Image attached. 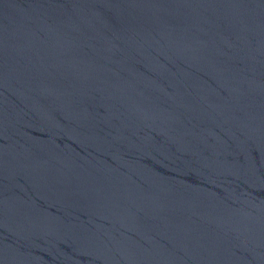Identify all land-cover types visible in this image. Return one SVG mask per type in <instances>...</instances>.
<instances>
[{
	"label": "water",
	"instance_id": "95a60500",
	"mask_svg": "<svg viewBox=\"0 0 264 264\" xmlns=\"http://www.w3.org/2000/svg\"><path fill=\"white\" fill-rule=\"evenodd\" d=\"M0 264H264V0H0Z\"/></svg>",
	"mask_w": 264,
	"mask_h": 264
}]
</instances>
